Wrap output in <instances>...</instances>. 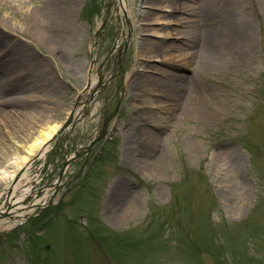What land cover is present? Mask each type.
Instances as JSON below:
<instances>
[{
  "label": "rangeland",
  "instance_id": "rangeland-1",
  "mask_svg": "<svg viewBox=\"0 0 264 264\" xmlns=\"http://www.w3.org/2000/svg\"><path fill=\"white\" fill-rule=\"evenodd\" d=\"M127 1L131 18L118 9L119 0L75 1L71 25L45 22L35 27L48 30L54 44L51 39L37 41L28 24L18 23L24 21L21 9L39 11L45 2L64 8L71 0H17L2 6L10 15L4 19L0 12V48L12 54L14 47L22 55L15 62L33 80L41 99L36 106L43 109L49 101L61 121L70 123L66 108L76 105L90 78L105 73L113 84L123 66L127 87L114 127L96 138L91 135L95 116L87 123L76 121L69 139L60 137L54 146L57 158L43 165L44 177L38 182L53 184L67 159L63 152L78 151L81 157L69 156V167L51 198L53 204L62 200L61 206L39 218V226L28 222L15 230L11 243L9 236H0V264H264V2L240 0L245 9L240 13L235 0L229 1L233 24L245 17L253 23L252 55L192 80L203 93L202 109L186 113L181 100L148 96L168 100L173 113L155 108L166 116L164 124L147 125L161 134L159 150L152 152L161 153V163L142 169L130 167L122 154L123 126L147 110L141 89L130 81L141 61L136 54L140 0ZM168 1L175 7L177 0ZM179 1L186 10L195 4ZM170 10L176 20L191 17L188 10ZM169 69L188 76L193 72L188 65ZM40 70L46 71L43 78L37 76ZM106 142L104 156L94 160ZM146 155L131 158L141 163ZM236 155L234 164L227 160ZM39 162L34 161L31 177ZM126 210L132 215L123 217Z\"/></svg>",
  "mask_w": 264,
  "mask_h": 264
},
{
  "label": "bare ground",
  "instance_id": "bare-ground-1",
  "mask_svg": "<svg viewBox=\"0 0 264 264\" xmlns=\"http://www.w3.org/2000/svg\"><path fill=\"white\" fill-rule=\"evenodd\" d=\"M16 1L0 0V12L4 19L10 14L6 13L2 6L8 3L15 4ZM75 1L78 0H71V4L64 8L45 2L44 7L39 11L21 9L20 15L24 21L20 20L18 23L28 24L29 33L36 37L37 41H42L43 38L51 39L54 44V39L50 38L48 30L39 31L35 27L45 22L53 26L71 25L74 20L72 12ZM229 1L195 0V4L187 9L189 11L187 13L191 17H182L181 20H176L172 17L173 10L170 9L186 10V4L180 3L179 0L173 1L175 7L170 6L168 0H140L137 9L138 27L136 26V28L139 30V42L136 54L141 61L137 64L135 77L132 76L130 81L135 89H141L139 96L144 97L143 100L146 103L142 107L147 110L145 112L143 110V113L139 111L141 115L137 114L134 117V122L123 130L122 154L130 167L152 168L156 163H161V153L159 152L157 156L152 153L159 150L160 134L152 128L143 127L150 122H153L154 127L164 124L166 116H159L155 112V108L163 111L171 109L173 113L172 103L170 105L167 101L181 100V104L187 105V109L184 110L186 113L202 109L204 98L201 95L203 93L195 88V85L191 83L192 80L197 75L210 73L223 68V66L229 67L233 63H240L248 57L251 58L252 53L249 46L254 38L253 23L245 17L244 22L233 24V17L228 9ZM238 1L240 2V0H235V7L239 6ZM262 1L264 2V0ZM177 4L181 5L177 6ZM239 7L236 9L240 13L241 10L245 11L243 3L242 7L241 3ZM118 9L122 13L125 12L127 18L132 17L127 0H119ZM161 10H165V12H161ZM177 26H186V29L182 31ZM38 27L41 28V26ZM184 37H187L186 40ZM170 38H175L177 41L181 39L182 42H173L168 40ZM0 45H3L1 41ZM2 49L0 48V125L4 122L6 126H0V156L2 159L0 161V212L5 210V202L8 200L19 206L13 210L14 213L9 217L10 221H0V228L13 225L26 214L19 210L25 207L23 202L33 195L29 190L32 180L27 175L32 159L35 157L44 159L47 152L51 151L59 141L62 133L65 136L68 135L77 116L84 110L82 106L87 108L89 104H93L98 108L105 99L107 102L114 103L113 98L117 97L120 90L125 88L124 83L126 82V80L121 81L119 88L115 90V84L108 83L105 73H101L98 79L90 78L89 85L85 92L80 94L78 103L73 107L66 108L70 123H65L61 121V117L55 110L52 111L49 101H47L46 107L42 105L43 109L39 105L35 106L41 102V99L39 100L36 95L35 87H33L35 85L25 79L15 63L16 60L21 59L22 55L19 54L18 57L17 49L14 47H12V54L8 50L3 52ZM152 52L156 55H148ZM152 61L168 66L157 65ZM184 65H188L192 69L191 75L173 72L169 69ZM45 75L46 71L43 70L37 73L39 78H43ZM151 94L167 97L168 100L160 102L158 98H149L148 96ZM136 98L138 97L136 96ZM31 102L36 104H26ZM139 108L142 110L141 107ZM13 118H17L18 121L11 122ZM139 127H142L141 130H138ZM139 141L141 145H139ZM136 151L147 153L146 159L141 160V163L131 158L132 153ZM217 154L220 157L224 153ZM238 156H229L227 160L234 164ZM70 160L69 158L64 164L65 170L68 169ZM23 180H25L24 183H22ZM21 185L24 186L21 188ZM117 215L118 217L115 218L120 220L122 213ZM127 215H132L131 211H124L123 217H127Z\"/></svg>",
  "mask_w": 264,
  "mask_h": 264
}]
</instances>
